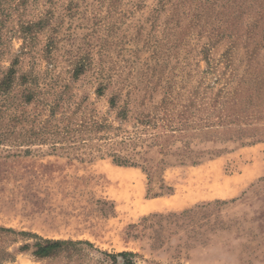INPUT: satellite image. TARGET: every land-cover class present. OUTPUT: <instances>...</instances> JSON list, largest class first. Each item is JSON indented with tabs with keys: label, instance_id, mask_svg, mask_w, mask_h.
Returning <instances> with one entry per match:
<instances>
[{
	"label": "rangeland",
	"instance_id": "obj_1",
	"mask_svg": "<svg viewBox=\"0 0 264 264\" xmlns=\"http://www.w3.org/2000/svg\"><path fill=\"white\" fill-rule=\"evenodd\" d=\"M14 61L11 94L25 75L36 100L12 112L39 119L57 103L65 123L117 125V88L97 94L108 78L136 98L135 113L171 94L179 111L206 115L236 92L238 108L264 110V0H0V77ZM196 133L176 147L190 141L206 151L202 162L168 156L175 164L163 177L174 191L158 197L148 190L161 183L150 186L137 167L0 145V227L15 231L0 229V264H113L105 252L124 251L137 264H264V138L242 145L251 138ZM217 200L226 203L199 209ZM40 238L91 244L42 258Z\"/></svg>",
	"mask_w": 264,
	"mask_h": 264
},
{
	"label": "trees",
	"instance_id": "obj_2",
	"mask_svg": "<svg viewBox=\"0 0 264 264\" xmlns=\"http://www.w3.org/2000/svg\"><path fill=\"white\" fill-rule=\"evenodd\" d=\"M195 18L200 20L201 17ZM16 63L17 61H14L5 75L0 77V145L20 147V152L25 148L26 153L34 146H48L50 152H77L89 160L108 158L120 167L140 168L147 175L150 186L153 182L161 183V191L150 193V189L148 190L151 197L163 196L174 191L173 187L166 185L163 177L166 169L175 164L168 156H176V162L181 164L190 162L196 165L202 162L206 151L195 150L190 141L176 147V144L184 141L187 135L194 136L199 132L207 137L211 134L224 136L227 140H232L234 136L240 139L245 136L251 138L249 141H242V145L247 144L246 142L256 143L264 138L262 128L264 126L256 124L264 118V110L247 111L248 109L238 108L237 99L234 97L240 95L239 92L230 97L227 95L222 104L216 105L206 115L205 109H201V106L192 111L191 105H185L184 110L179 111L176 97L171 94L155 104L153 110L139 109L135 113L133 105L137 101L136 98L131 92L124 94L122 87H119L121 83L112 78L100 82L97 94L102 96L106 89L117 88L109 99L110 108L116 111L117 125L108 118L92 121L81 119L78 123H65L67 118L64 115L58 116L57 103L50 105L49 114L43 119L30 117L24 112L13 113V108L17 104L30 105L36 100V92L26 85L28 80L25 75L20 77L24 86L21 94H11L18 82ZM87 65L84 60L78 62L76 76L82 74L88 68ZM141 105L145 106V103ZM129 122H133L131 130L124 127V124ZM214 135L212 136L215 137ZM154 148L157 155H160L159 159L151 155ZM220 203L226 201L210 202L201 205L199 209ZM0 229L9 233L15 232L13 229L2 227ZM82 243L91 244L88 241L40 238V241L35 243L33 252L37 257H51L67 247H76ZM29 246H23L22 250H27ZM105 254L113 264H137L136 254L133 252Z\"/></svg>",
	"mask_w": 264,
	"mask_h": 264
},
{
	"label": "bare ground",
	"instance_id": "obj_3",
	"mask_svg": "<svg viewBox=\"0 0 264 264\" xmlns=\"http://www.w3.org/2000/svg\"><path fill=\"white\" fill-rule=\"evenodd\" d=\"M159 205V204H158Z\"/></svg>",
	"mask_w": 264,
	"mask_h": 264
}]
</instances>
